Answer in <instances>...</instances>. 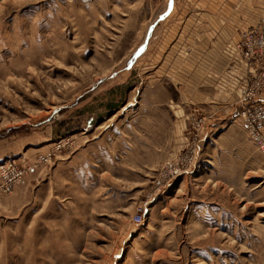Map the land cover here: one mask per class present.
Segmentation results:
<instances>
[{
  "label": "rangeland",
  "instance_id": "1",
  "mask_svg": "<svg viewBox=\"0 0 264 264\" xmlns=\"http://www.w3.org/2000/svg\"><path fill=\"white\" fill-rule=\"evenodd\" d=\"M160 3L0 0V164L23 170L0 197V264H264L244 66L228 56L237 99L212 85L191 104L194 65L144 49Z\"/></svg>",
  "mask_w": 264,
  "mask_h": 264
},
{
  "label": "crops",
  "instance_id": "2",
  "mask_svg": "<svg viewBox=\"0 0 264 264\" xmlns=\"http://www.w3.org/2000/svg\"><path fill=\"white\" fill-rule=\"evenodd\" d=\"M263 16L264 0H161L159 18L144 49L148 51L157 41L151 60L180 58V62L194 65L191 104L201 100L203 88L212 85L228 94L225 98L230 103L232 96L237 99V90L235 80L225 74L228 56L239 57L242 31L255 26ZM10 199H2L3 208Z\"/></svg>",
  "mask_w": 264,
  "mask_h": 264
},
{
  "label": "built area",
  "instance_id": "3",
  "mask_svg": "<svg viewBox=\"0 0 264 264\" xmlns=\"http://www.w3.org/2000/svg\"><path fill=\"white\" fill-rule=\"evenodd\" d=\"M237 50L245 68L242 96L236 106L239 126L264 157V99L261 97L264 93V18L256 26L242 31ZM195 151L196 147H189L185 157L165 166L161 179L156 181V191L161 190L166 181L168 184L179 175L189 172ZM46 160L47 157L40 159L41 162ZM22 177L23 170L13 162L0 164V197L9 194L12 186ZM142 220L141 212L134 216L135 224L142 223Z\"/></svg>",
  "mask_w": 264,
  "mask_h": 264
}]
</instances>
